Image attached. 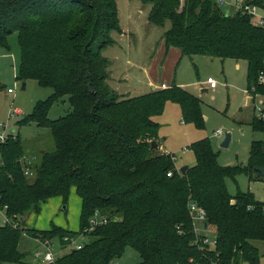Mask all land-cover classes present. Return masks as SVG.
<instances>
[{"label":"trees","instance_id":"1","mask_svg":"<svg viewBox=\"0 0 264 264\" xmlns=\"http://www.w3.org/2000/svg\"><path fill=\"white\" fill-rule=\"evenodd\" d=\"M141 1L152 5L151 25L171 21L163 37L167 49L246 61L247 87L257 83L264 67V28L255 27L248 15L223 13L214 0H186L182 10L180 0ZM113 32L122 33L116 0H0V44L9 50L7 38L18 33V79L53 90L21 123L48 127L55 144L53 152H42L33 179L20 163L25 150L19 138L0 145V211L6 208L12 222L0 227V264L23 262L22 234L43 241L58 237L68 247L97 210L109 223L86 233L89 243L55 264H115L129 247L139 254V264H260L253 241H264V202L247 194L233 197L225 180L240 173L252 180L257 170L264 171V142L253 141L248 167L224 168L202 140L190 147L196 166L184 175L177 171L175 157L151 149L160 129L154 118L173 102L186 123L203 128L200 101L177 86L121 97L108 83L111 63L103 55L115 44ZM257 92L264 94V86ZM64 97L72 112L49 120L52 106ZM252 126L264 132V119L255 117ZM73 188L82 200L79 232L55 225L50 231L25 228L26 214L40 213L53 198L67 204ZM191 203L205 210L207 228L214 227V248L200 242Z\"/></svg>","mask_w":264,"mask_h":264},{"label":"rangeland","instance_id":"2","mask_svg":"<svg viewBox=\"0 0 264 264\" xmlns=\"http://www.w3.org/2000/svg\"><path fill=\"white\" fill-rule=\"evenodd\" d=\"M230 1V0H228ZM118 5L119 26L123 33H131L132 36L124 38L121 42L124 49L132 56L135 62L147 65L154 56V52L162 36L171 29V21L168 20L160 26L151 25L148 17L152 8L151 4H144L141 0H116ZM181 10L184 8L186 0H180ZM230 6L226 5L220 8L223 13L230 11ZM234 10V9H233ZM235 14L234 11H232ZM116 33L112 35L116 37ZM120 34V33H119ZM120 37H116L119 39ZM9 50L0 44V123H7V135L19 138L25 150V155L36 156L40 163L42 152H53L55 144L51 130L48 127H39L33 122L22 124V117H17L8 121V114L12 108H19L24 113L30 114L38 102L50 98L53 90L49 87L39 86L35 80L22 81L18 79L20 67L21 51L18 42V33H13L7 38ZM129 45V46H128ZM109 49L108 52H111ZM116 51V50H115ZM178 61L175 63V67ZM237 60L228 59L226 62L222 59H212L210 57L196 56L185 57L176 71L178 82L188 85L187 90L199 98L201 114L204 121L203 128H197L193 123H186L183 118L181 107L173 102L165 104L164 112L155 117L159 124V143L165 148V151L175 157L176 166L194 167L197 164L196 157L191 150V146L202 140L208 141L214 153L218 156V164L221 167H241L249 166L250 153L253 141L264 142V132H256L253 129L252 122L259 113L255 108L264 107L259 104V99L254 105H247V96L245 94L248 84L247 64L240 62V69H237ZM115 68L120 71L121 92L127 94H145L150 88L145 81L139 82L136 76H130L126 79L128 72L124 68L122 61L115 64ZM138 73L141 74L140 71ZM135 74V73H133ZM136 75V74H135ZM161 77L160 85L165 82V75L172 78L171 72L158 74ZM213 77L218 83V88L202 92L201 83L208 78ZM142 79L141 77H139ZM159 82V81H158ZM25 85V89H23ZM206 88V87H205ZM13 93L9 94L8 90ZM135 90V92L133 91ZM72 112V106L69 98L56 102L48 115L49 120H58L66 117ZM184 121V122H183ZM223 130V136H215V132ZM231 134V142L227 148H223L226 135ZM161 150V149H160ZM159 151V150H158ZM161 152V151H160ZM33 179V178H32ZM229 193L236 197L238 194L252 195L256 200H264V173L262 175H253V179L246 173H240L234 178L225 180ZM264 202V201H263ZM82 209V200L77 195L76 190H71L67 204L63 199L53 198L41 206V212L28 213L22 221L27 223L26 229H35L39 231H50L52 225L63 228L71 232L80 231V215ZM30 222L31 224H28ZM5 225V211H0V227ZM198 230L208 236L211 240L216 237L214 227L204 229L203 222L196 219ZM198 231V232H199ZM88 236H78L74 240V245H62L60 238L51 240L52 251L56 259H60L77 246H83L89 243ZM253 245L260 252V264H264V241H253ZM43 247L38 240L22 234L19 252L25 255L21 264H44L43 257L35 258L38 251ZM139 254L132 248H127L121 259L116 262L120 264H139L141 262ZM15 264V263H3ZM240 264H250L247 261H240Z\"/></svg>","mask_w":264,"mask_h":264},{"label":"built area","instance_id":"3","mask_svg":"<svg viewBox=\"0 0 264 264\" xmlns=\"http://www.w3.org/2000/svg\"><path fill=\"white\" fill-rule=\"evenodd\" d=\"M214 1L219 7H223L226 5L234 7L236 9L235 13L241 12L244 15H248L255 27L264 28V2L259 5V4L251 3L250 0H234L233 2L228 0H214ZM228 13L230 14L231 12ZM205 83L209 85L211 89H215L218 85L216 79H214L213 77L208 78ZM257 86H264V67L257 76V83L247 89V95L251 105H254L256 100L259 99V104H261L264 107V94L257 92ZM162 88L163 89L166 88V85H162ZM8 93L12 94L13 90L9 89ZM255 110H257L259 113L258 118L264 119V109L257 107L255 108ZM17 117L24 118L25 117L24 112L17 107L12 108L8 114V121L13 120ZM8 128L9 126L7 123H0V145L6 143L10 137L15 139V137L12 136L11 134L7 135ZM223 135H224L223 130H218L215 132V136H223ZM36 162H37V157L35 156L24 155L20 159V163L22 164L24 174L30 179L34 178L36 175V171H35V167L37 165ZM2 164H3V159L2 156L0 155V166ZM249 209H251V207ZM5 210L6 208L3 211ZM190 211L193 215L196 214L194 215L195 221L196 219H198L203 223L206 222L207 214L205 210L201 209L196 203H191ZM262 213L264 215V206L262 207ZM109 220H110L109 217L103 215L100 211L98 210L95 211L94 216L90 220L89 227L84 231V234H82L81 236H85L86 233H90L91 231H94L99 226L107 225L109 223ZM5 223L6 224L12 223L11 220L8 217H6V215H5ZM13 227L18 228L19 223L18 222L14 223ZM206 229L208 230V228ZM35 240H38V242H40V244L43 247V250L41 252L40 251L36 252L35 258L40 259L41 257H43L42 261L44 264H55L57 259H56V255L52 251L51 241L48 240L43 241L42 239H35ZM65 241H68V238H66ZM198 242H196V244H198ZM200 242H202L205 246H209L211 248H214L217 245L216 237H214L213 240H211L208 236L201 237ZM71 245H74V241L71 242L70 246ZM80 248L81 246L76 247V249H80ZM115 264H120V263H115Z\"/></svg>","mask_w":264,"mask_h":264},{"label":"crops","instance_id":"4","mask_svg":"<svg viewBox=\"0 0 264 264\" xmlns=\"http://www.w3.org/2000/svg\"><path fill=\"white\" fill-rule=\"evenodd\" d=\"M231 2H233L234 0H230ZM230 11H236V9L232 6H230ZM234 9V10H233ZM149 22V21H148ZM150 24V23H149ZM116 37H120L119 39H116V37H113L115 44L111 47H108L104 52L103 55L109 59L111 65L109 67V73H110V78L108 80V83L110 85V87L116 91L121 97H123L124 99H130V98H136L139 96H144L147 94H150L152 92H156V91H161V90H166V89H170L174 86L180 87L181 89L187 91L188 93L192 94L193 96H195L192 92L188 91V85L190 84H184L181 82H178V78L176 76V71L173 72V68L175 67V63L178 61V63H180L185 57H189V56H185L183 55L182 51L178 48H170L167 49L165 46V41H164V35L162 36L159 44L157 43L156 49H155V54L154 56H152L151 60L148 62L147 65H143V64H139L137 62H135L134 59H132V56L130 55V53L128 52V49L126 48V50L123 47L122 44V40L124 38H129L132 36L131 33H116L115 35ZM129 46V45H128ZM109 49H112L111 52H108ZM116 50V51H115ZM196 57V56H195ZM207 57V56H204ZM212 58V57H210ZM213 59V58H212ZM217 59V58H214ZM219 59V58H218ZM228 59L225 60V62ZM120 61H122L124 68L126 69V71L128 72L129 76H126V79H129L130 76H136L139 80V82H144L145 84H147L150 88V91L145 93V94H134L133 92L127 93V94H123L121 92V84L122 82H124L121 78V76H119L120 71L118 70V68H115V64L119 63ZM237 69H240L241 65L240 62H245L247 64L246 61H237ZM177 63V65H178ZM177 65L175 68H177ZM247 70H248V64H247ZM138 71L141 72L142 75H140V73H138ZM168 72H171L172 78L169 79L168 76L165 75V82L162 85H166V88H162V85H160L161 82V77H159V73L162 74H166ZM135 73V74H133ZM139 77H141L142 79H140ZM159 81V82H158ZM207 81V80H206ZM204 81L203 83H201V87L202 88V92H208L209 90H215L218 88V85L215 89H211L209 87V85H207ZM206 87V88H205ZM247 89L248 87L246 86V90L244 91L246 96H247V105L250 106L251 103H249V98L247 95ZM135 92V90H133ZM196 98H198L197 96H195ZM199 99V98H198ZM25 116H27L28 114L24 113ZM158 117V116H157ZM155 119V118H154ZM184 122V121H183ZM159 139V138H158ZM157 139V143L159 145V151L163 152V153H167L165 151V148H163V146L159 143V140ZM161 149V150H160ZM168 154V153H167ZM36 157V156H35ZM175 164H176V160H175ZM177 167V166H176ZM188 168H190V166H188ZM177 169H179L177 167ZM52 200V199H51ZM50 201V200H49ZM260 201H264V200H260ZM27 223H25L26 225ZM28 224H31L30 222H28ZM204 229L207 230L205 228V224L203 223ZM197 227V232L198 230V226ZM199 236L201 235H206L204 232H198L197 233Z\"/></svg>","mask_w":264,"mask_h":264},{"label":"water","instance_id":"5","mask_svg":"<svg viewBox=\"0 0 264 264\" xmlns=\"http://www.w3.org/2000/svg\"><path fill=\"white\" fill-rule=\"evenodd\" d=\"M23 89H25V85H24ZM249 103H250V100H249ZM230 142H231V134H227L226 135V138H225V140H224V142H223V144L221 146L223 148H227L229 146ZM151 149L152 150H158L159 149V145L157 144V142H153L152 143ZM187 169H188L187 166L186 167H183L181 169V173L184 175ZM257 173L259 175H262L264 173V171L263 170H257ZM194 215H196V214H194ZM205 228H207V224H205Z\"/></svg>","mask_w":264,"mask_h":264}]
</instances>
